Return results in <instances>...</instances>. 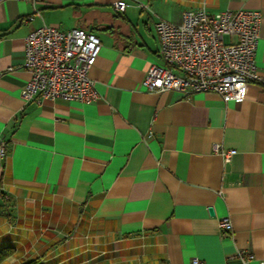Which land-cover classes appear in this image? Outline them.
<instances>
[{"label":"crops","instance_id":"1","mask_svg":"<svg viewBox=\"0 0 264 264\" xmlns=\"http://www.w3.org/2000/svg\"><path fill=\"white\" fill-rule=\"evenodd\" d=\"M114 1L0 0V264H264L262 84L241 102L141 87L163 63L155 22L200 7L260 11L264 78V0ZM43 24L100 38L96 101L21 99L25 37Z\"/></svg>","mask_w":264,"mask_h":264},{"label":"built area","instance_id":"2","mask_svg":"<svg viewBox=\"0 0 264 264\" xmlns=\"http://www.w3.org/2000/svg\"><path fill=\"white\" fill-rule=\"evenodd\" d=\"M125 7L124 0L113 2L115 11ZM261 20L258 10L227 8L209 13L205 7L183 11L179 22L157 20L154 28L163 63L148 67L141 87L155 92L174 90L185 96L213 92L225 102H241L249 82L264 87L255 62ZM225 36L234 40L226 42ZM101 48L100 38L81 27L60 30L43 24L32 30L25 37L23 67L30 76L21 89V99L96 101L99 94L89 73ZM212 150L224 161L235 152L219 144ZM4 157L5 143L0 141V160ZM230 227L228 217L219 220L220 229ZM252 258V254L241 257L244 262Z\"/></svg>","mask_w":264,"mask_h":264},{"label":"trees","instance_id":"3","mask_svg":"<svg viewBox=\"0 0 264 264\" xmlns=\"http://www.w3.org/2000/svg\"><path fill=\"white\" fill-rule=\"evenodd\" d=\"M12 252H13L12 247H4V248L0 249V261L3 260L4 258H6L7 256H9ZM25 264H37V261L32 260V261H29Z\"/></svg>","mask_w":264,"mask_h":264},{"label":"water","instance_id":"4","mask_svg":"<svg viewBox=\"0 0 264 264\" xmlns=\"http://www.w3.org/2000/svg\"><path fill=\"white\" fill-rule=\"evenodd\" d=\"M211 211V210H210Z\"/></svg>","mask_w":264,"mask_h":264}]
</instances>
